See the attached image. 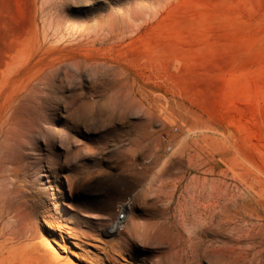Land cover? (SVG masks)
Returning <instances> with one entry per match:
<instances>
[{
  "label": "rangeland",
  "instance_id": "rangeland-1",
  "mask_svg": "<svg viewBox=\"0 0 264 264\" xmlns=\"http://www.w3.org/2000/svg\"><path fill=\"white\" fill-rule=\"evenodd\" d=\"M110 259L264 264V0H0V264Z\"/></svg>",
  "mask_w": 264,
  "mask_h": 264
},
{
  "label": "built area",
  "instance_id": "built-area-1",
  "mask_svg": "<svg viewBox=\"0 0 264 264\" xmlns=\"http://www.w3.org/2000/svg\"><path fill=\"white\" fill-rule=\"evenodd\" d=\"M130 202L132 201L128 199L118 205L116 208L115 217L110 224V228L116 231L124 229L131 216V213H129Z\"/></svg>",
  "mask_w": 264,
  "mask_h": 264
},
{
  "label": "bare ground",
  "instance_id": "bare-ground-1",
  "mask_svg": "<svg viewBox=\"0 0 264 264\" xmlns=\"http://www.w3.org/2000/svg\"><path fill=\"white\" fill-rule=\"evenodd\" d=\"M26 99H27V97H26ZM2 122H3V121H2ZM11 123H12V122H11ZM222 135H223V134H222ZM222 135H221V136H222ZM207 136H209V135H207ZM212 136H213V135H212ZM215 136H216V135H215ZM215 136H214V137H215ZM196 140H197V139H196ZM221 141H222V140H221ZM185 142H186V140H185ZM185 142H184V143H185ZM184 145H185V144H184ZM207 147H208V146H207ZM235 147H236V146H235ZM200 148H201V146H200ZM215 149H216V148H215ZM236 149H237V147H236ZM237 151H238V150H237ZM239 152H240V151H239ZM16 153H17V152H16ZM16 153H15V155H16V156H19V155H17ZM234 157H235V156H234ZM235 160H236V159H235ZM244 160H245V159H244ZM244 160H243V161H244ZM240 161H241V160H240ZM1 162H2V161H1ZM20 162H21V161H20ZM246 162H247V161H246ZM238 163H241V162H238ZM248 164H249V163H248ZM244 165H245V164H244ZM6 166H7V165H5V167H6ZM234 166H235V164H234ZM161 167H162V166H161ZM15 168H16V167H15ZM162 168H163V167H162ZM253 168H254L255 170H257L256 167H253ZM2 169H3V168H2ZM230 169H232V168L230 167ZM232 170H233V169H232ZM257 171H258V170H257ZM238 177L240 178L239 175H238ZM153 178H156V177H153ZM151 179H152V178H151ZM151 179H150V180H151ZM177 180H178V179H177ZM242 180H243V179H242ZM4 182H5V181H4ZM243 182H244V181H243ZM248 185H249V184H247V186H248ZM249 187H250V186H249ZM250 188L253 189V187H250ZM7 189H8V188H7ZM8 193H9V192H8ZM8 193H7V195H8ZM261 193H263V191H262ZM3 194H4V193H3ZM1 196H2V195H1ZM5 196H6V194H5ZM5 196H3V197H5ZM3 197H2V198H3ZM258 197H259V196H258ZM11 201H12V200H11ZM9 203H11V202H9ZM8 205H9V204H8ZM7 207H8V206H7ZM131 212H132V202L129 203V213H131ZM18 215H19V214H18ZM133 215H134V214H133ZM48 224H49V223H48ZM2 225H3V224H2ZM47 226H48V225H47ZM29 227H30V226H29ZM48 227H49V226H48ZM17 229H18V228H17ZM23 229H24V228H23ZM124 229H125V227H124ZM12 231L14 232V231H16V230L13 229ZM18 231H19V230H18ZM57 231H58V229H57ZM129 231H130V230H129V228H128V229H127L126 231H124V232H125V233H128ZM13 232H12V233H13ZM45 232H46V231H45ZM61 232H62V231H61ZM108 232H109L111 235H116V234L120 233L121 230L116 231V230H113L112 228H110ZM9 233H11V232H9ZM16 233H17V232H16ZM20 233H21V232H20ZM55 234H56V233H55ZM57 234H58V233H57ZM19 236H20V235H19ZM53 236H54V235H53ZM67 236H68V235H67ZM8 237H9V236H8ZM61 237H62V236H61ZM69 238H70V237H69ZM10 241H11V240H10ZM12 241H13V240H12ZM62 241H63V240H62ZM64 242H65V241H64ZM63 244H64V243H63ZM11 245H12V244H11ZM62 247H63V246H62ZM65 252H66V251H65ZM91 263H92V262H91ZM89 264H90V263H89ZM110 264H113V262L111 261V259H110Z\"/></svg>",
  "mask_w": 264,
  "mask_h": 264
}]
</instances>
